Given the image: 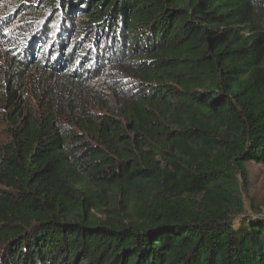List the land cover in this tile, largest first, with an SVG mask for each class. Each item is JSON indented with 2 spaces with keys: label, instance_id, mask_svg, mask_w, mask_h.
I'll use <instances>...</instances> for the list:
<instances>
[{
  "label": "trees",
  "instance_id": "trees-1",
  "mask_svg": "<svg viewBox=\"0 0 264 264\" xmlns=\"http://www.w3.org/2000/svg\"><path fill=\"white\" fill-rule=\"evenodd\" d=\"M8 1L0 264H264V0Z\"/></svg>",
  "mask_w": 264,
  "mask_h": 264
},
{
  "label": "rangeland",
  "instance_id": "rangeland-1",
  "mask_svg": "<svg viewBox=\"0 0 264 264\" xmlns=\"http://www.w3.org/2000/svg\"><path fill=\"white\" fill-rule=\"evenodd\" d=\"M10 2L8 0H3L0 2V15L3 11H8L11 13H15V10H13V7L11 5H7V3ZM1 6H8V7H2ZM23 14L18 15V19L14 20L11 24L9 22L0 28L6 36L12 41H15L17 38V34L19 31H21L24 28L25 22L29 21L28 18L25 19V17H21ZM45 20L44 16H41L39 19V22L37 25H41ZM50 45L47 44L44 49H39V57L38 59L41 62H44V59L46 58V55L49 52ZM3 44L0 45V63L2 64V50ZM85 67L87 65H84ZM248 170V178H249V186L247 188V192L244 193L243 201L246 207H248L250 204L258 205L262 210H264V164L257 165V164H249L247 166Z\"/></svg>",
  "mask_w": 264,
  "mask_h": 264
}]
</instances>
